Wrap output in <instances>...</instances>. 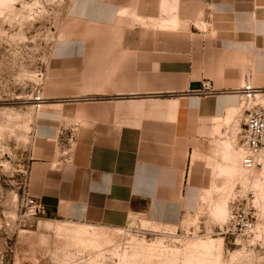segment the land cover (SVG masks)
I'll return each mask as SVG.
<instances>
[{"label": "rangeland", "instance_id": "374dc122", "mask_svg": "<svg viewBox=\"0 0 264 264\" xmlns=\"http://www.w3.org/2000/svg\"><path fill=\"white\" fill-rule=\"evenodd\" d=\"M223 1V7L227 1L245 10L264 7V0ZM211 2L0 0V229L5 245L0 264H264V154L254 169H247V179L234 183L220 171L226 161L218 154V141L233 145L242 159L247 105L237 90L191 93L235 97L225 112L234 109L235 116L209 139L208 157L193 169L202 188L198 207L177 224L136 218L122 227L91 226L30 211L29 166L37 156L39 116L64 115L55 137L45 143L62 161L72 148L75 126L68 114L77 97L98 91L88 86L103 85L100 92H111L120 76L139 74L141 65L144 70L156 59L187 58L173 54L189 45L196 47L197 58L211 50L208 32L213 29L199 27L203 20L218 24L210 19L215 15ZM259 16L264 19V9ZM79 47L87 48L82 60L74 65L61 60L63 51ZM247 73L245 81L262 89L256 101L264 106V87ZM218 206L225 212L218 214ZM244 212L253 220L252 232L233 233L234 219Z\"/></svg>", "mask_w": 264, "mask_h": 264}, {"label": "crops", "instance_id": "0c3cea01", "mask_svg": "<svg viewBox=\"0 0 264 264\" xmlns=\"http://www.w3.org/2000/svg\"><path fill=\"white\" fill-rule=\"evenodd\" d=\"M227 3L211 2L210 19L218 24L203 20L213 29L209 52L197 58L196 47L189 45L173 54L187 58L156 59L144 70L141 65L139 74L120 76L114 91L88 86L98 91L77 97L68 114L75 126L72 148L62 161L45 143L55 137L64 115L39 116L28 190L47 218L115 228L136 218L173 225L195 213L202 188L193 169L208 157L209 139L235 116L234 109L225 112L236 99L191 93L204 79L219 90L239 91L245 70L264 87V19L259 16L264 7L245 10L238 2ZM86 54L87 48L79 47L60 57L74 65ZM4 246L0 229V252Z\"/></svg>", "mask_w": 264, "mask_h": 264}, {"label": "built area", "instance_id": "2783aa9c", "mask_svg": "<svg viewBox=\"0 0 264 264\" xmlns=\"http://www.w3.org/2000/svg\"><path fill=\"white\" fill-rule=\"evenodd\" d=\"M216 92L212 82L204 79L201 82V87L194 93L198 96H208ZM242 94L244 103L247 105L244 130L242 134V142L240 144V152L242 155V163L248 170L254 169L260 161L261 156L264 154V106L257 103V95L262 93V89L254 86L252 81L247 78L242 89L239 90ZM35 101L37 107L40 108L42 99L37 96ZM72 135L70 141L72 140ZM32 205L30 211L33 216H45V210L41 204L33 199L29 200ZM254 224L252 218L244 212L243 216L234 219L232 227L233 233L235 231L244 235L250 234L253 230Z\"/></svg>", "mask_w": 264, "mask_h": 264}, {"label": "bare ground", "instance_id": "6f19581e", "mask_svg": "<svg viewBox=\"0 0 264 264\" xmlns=\"http://www.w3.org/2000/svg\"><path fill=\"white\" fill-rule=\"evenodd\" d=\"M200 23L201 24L199 25V27L201 29H205L208 27L207 23H205V22H200ZM41 107H42V105H41ZM219 153H220V155H222L223 159L226 161V164L224 166L220 167L221 174L226 175L229 178V180H231V182H234L236 178H239L241 180L247 179V174H248L247 169L244 167V165L242 163V159L238 155L239 152L237 153L235 151L233 145L229 144L228 142H223L220 145ZM261 162H262L263 169H264V158L261 159ZM231 184H233V183H231ZM221 206L217 207V213L218 214H222L225 212V209Z\"/></svg>", "mask_w": 264, "mask_h": 264}]
</instances>
